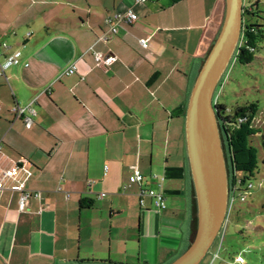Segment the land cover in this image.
<instances>
[{"label": "crops", "instance_id": "obj_1", "mask_svg": "<svg viewBox=\"0 0 264 264\" xmlns=\"http://www.w3.org/2000/svg\"><path fill=\"white\" fill-rule=\"evenodd\" d=\"M225 2L0 0V170L18 167L41 193L19 212L17 194L0 191V264H171L187 251L197 206L186 114ZM129 10L137 21L108 32L105 19ZM95 53L116 61L97 65ZM16 105L34 109L29 127ZM137 170L143 183L125 189ZM143 189L167 209L142 206Z\"/></svg>", "mask_w": 264, "mask_h": 264}, {"label": "water", "instance_id": "obj_2", "mask_svg": "<svg viewBox=\"0 0 264 264\" xmlns=\"http://www.w3.org/2000/svg\"><path fill=\"white\" fill-rule=\"evenodd\" d=\"M244 0H226L225 18L195 82L186 114V141L196 193L198 228L187 251L171 264H200L229 213V174L213 99L240 45Z\"/></svg>", "mask_w": 264, "mask_h": 264}, {"label": "rangeland", "instance_id": "obj_3", "mask_svg": "<svg viewBox=\"0 0 264 264\" xmlns=\"http://www.w3.org/2000/svg\"><path fill=\"white\" fill-rule=\"evenodd\" d=\"M250 4L255 6L256 16L251 22L259 25L262 31L254 59L250 65H242L233 57L223 76L221 86L217 87L215 93L217 100L231 110L247 104H257L258 107L251 121V130L257 133L250 138V142L256 148L259 165L251 181L252 189L243 202L235 201L233 209L231 208L227 213L215 244L210 247L207 256L200 264H264V151L261 146L262 139L264 140V0L243 2V6ZM122 220V224L127 223V218ZM131 222L133 223V220ZM122 232H113V236L120 234L124 239H128L127 230ZM105 234L109 239L111 234L109 230ZM86 247L83 242L82 251ZM105 251L108 250L105 248ZM132 254L134 257H130L129 263L135 262L137 255L135 246ZM104 256L107 258V254ZM125 258L115 255L112 260L120 262Z\"/></svg>", "mask_w": 264, "mask_h": 264}, {"label": "trees", "instance_id": "obj_4", "mask_svg": "<svg viewBox=\"0 0 264 264\" xmlns=\"http://www.w3.org/2000/svg\"><path fill=\"white\" fill-rule=\"evenodd\" d=\"M254 8L255 6H251V4L249 6L244 5L243 8V31L240 39V45L234 56L235 60L242 65H250L252 63L254 59V52L257 49L262 35V31L259 28L260 26L254 22H251V19L256 17ZM222 81L223 78L218 84V87L221 86ZM217 99L218 98L216 97L215 93L213 105L217 111L216 116L221 131L220 134L223 141L229 174L230 210L231 208L233 209L236 200L241 202L245 200L246 195L253 187L251 181L254 179L259 165L256 148L252 145V142H250V138L257 133L256 131L251 130V121L252 116L255 114L258 106L257 104L252 103L242 107H236L235 109L231 110L225 104H221ZM261 146L263 147L264 151L263 139ZM249 185H251V188H249ZM194 194L196 196L195 192ZM92 206V200L81 199L80 208L82 210L89 209ZM197 228L198 220L196 223V229ZM196 229H194V234Z\"/></svg>", "mask_w": 264, "mask_h": 264}, {"label": "built area", "instance_id": "obj_5", "mask_svg": "<svg viewBox=\"0 0 264 264\" xmlns=\"http://www.w3.org/2000/svg\"><path fill=\"white\" fill-rule=\"evenodd\" d=\"M141 2L142 0H138ZM137 13H135L133 10H129L124 14L117 13L113 15L112 17H108L105 19L106 25L109 27V31L111 34H115L118 31V25L119 24H126V25H132L135 21H137ZM106 40V38H104ZM141 45L144 48H147L149 46L148 40L144 39L140 41ZM20 52L15 53L13 57H11L8 61L6 66L4 68L11 65H17L20 61ZM95 61L97 65H104L108 66L111 63H114L116 61L115 57H104L103 55L99 53H95ZM76 71V67L72 66L69 68L65 73L67 75L72 74ZM4 74V69L2 68L0 71V76ZM33 110L31 107L27 108H21L19 105L15 106L12 111L16 114L17 118H24V121L27 123V126L29 127L31 125V119L25 116V113H33ZM1 149V145H0ZM19 171L18 167H15L12 170H0V191L2 190H11L12 192H15L18 197V210L19 212H25L26 207L28 204V201L30 198H34V200L39 201L41 199V193L40 192H34V190H30L26 187L25 183L20 181L18 178ZM143 175L140 171H136L134 176L129 178V185L125 187V189H128L130 185H141L144 181ZM163 180L160 179V183ZM9 183V185H7ZM249 188H251V185H249ZM140 196V203L143 206L144 205V197H148L151 199L155 205V207L159 210L165 211L167 209L166 200L164 197V194L162 192H157L155 190H148L143 189L141 191ZM104 195L101 194L99 198H103Z\"/></svg>", "mask_w": 264, "mask_h": 264}]
</instances>
